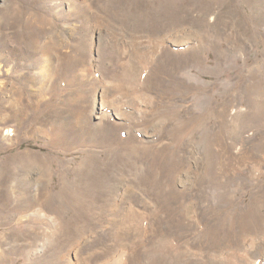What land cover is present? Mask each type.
<instances>
[{
	"label": "rangeland",
	"instance_id": "1",
	"mask_svg": "<svg viewBox=\"0 0 264 264\" xmlns=\"http://www.w3.org/2000/svg\"><path fill=\"white\" fill-rule=\"evenodd\" d=\"M0 264H264V0H0Z\"/></svg>",
	"mask_w": 264,
	"mask_h": 264
},
{
	"label": "bare ground",
	"instance_id": "2",
	"mask_svg": "<svg viewBox=\"0 0 264 264\" xmlns=\"http://www.w3.org/2000/svg\"><path fill=\"white\" fill-rule=\"evenodd\" d=\"M263 12V11H262ZM261 15V14H260ZM124 77V76H123ZM102 125V124H101ZM96 128V127H95ZM94 128V129H95ZM99 128V127H98ZM91 129H92V127H91ZM100 129V128H99ZM95 133H93V135L95 134V135H97V134H100L102 131H101V129L99 130V131H94ZM91 146L90 147H94L93 145H94V143L93 144H90ZM88 146H89V144H88ZM112 149V148H111ZM116 149V148H115ZM110 150V149H109ZM111 153V152H110ZM91 162V161H90ZM91 163H94V162H91ZM84 167H82L83 169L85 168V170H86V172H87V174H89V176H87V178H90V176H92V175H94V173H92V172H90L89 170L91 169V170H95V168H94V166L92 165V164H90L88 161L87 162H85L84 163ZM41 168V167H40ZM99 171V170H98ZM40 174H42L43 175V172H40ZM85 175H86V173H84V174H80V176H77V178H75V179H73V181L71 182V183H65V184H63V187L60 189V191H58V192H56V196H54V195H52V193H47L48 195H49V197L51 196V199H52V201H53V199L54 200H57L56 201V203L59 201V203L61 204V202H62V204L61 205H66V203H68V204H71L72 206H75L76 208H80L81 209V211L83 210V208H84V206H87L86 204H84L85 203V201L82 199V196H84L83 194H85L86 195V193L84 192L83 193V190H84V188L86 187L82 182H81V179L82 180H84V179H86L85 178ZM41 176V175H40ZM91 178H93V177H91ZM29 184V183H28ZM75 184H78V189H75L74 187H75ZM28 188H29V185H25V186H19L18 187V189H17V191L16 190H10L11 192L9 193V196H8V198H7V203H9L11 206H13L14 207V209H15V212L14 213H16V215H19V213H18V210H19V207L21 206L20 205V202L22 201V199H23V195H25V193H27L28 192ZM46 188V187H45ZM86 189V188H85ZM98 192H99V190H98ZM108 193V192H107ZM106 193V194H107ZM30 194V193H29ZM46 197H48V196H46ZM45 197V198H46ZM48 197V198H49ZM47 198V199H48ZM42 199V198H41ZM105 199V198H104ZM43 202V201H42ZM45 202V201H44ZM63 202H66V203H64L63 204ZM41 203V202H40ZM58 203V204H59ZM91 203H92V201H91ZM107 203V202H106ZM105 203V204H106ZM53 204H55V203H53ZM93 204V203H92ZM112 204V203H111ZM64 205V206H65ZM70 205V206H71ZM108 205V204H107ZM53 206V205H52ZM52 206H50V207H52ZM66 207V206H65ZM53 209V208H52ZM60 210H61V208H60ZM40 211V210H39ZM62 211V210H61ZM13 213V214H14ZM12 214V215H13ZM61 216H62V214H61ZM73 241V240H72ZM72 244V243H71ZM38 252V251H37ZM232 256V255H231ZM5 258V257H4Z\"/></svg>",
	"mask_w": 264,
	"mask_h": 264
}]
</instances>
